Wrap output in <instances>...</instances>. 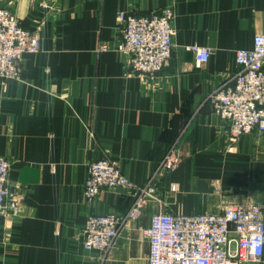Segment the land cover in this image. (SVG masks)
I'll return each mask as SVG.
<instances>
[{
	"label": "crops",
	"instance_id": "obj_1",
	"mask_svg": "<svg viewBox=\"0 0 264 264\" xmlns=\"http://www.w3.org/2000/svg\"><path fill=\"white\" fill-rule=\"evenodd\" d=\"M2 6L38 30L41 50L22 57L19 79H0V156L11 163L8 186L21 203L16 216L0 213V264H97L102 254L83 246L88 218L124 216L134 195L106 189L88 202L89 164L109 158L141 186L175 144L180 163L159 182V200L125 223L102 264H148L144 232L161 211L218 214L253 202L264 216V134L232 144L208 102L239 71L236 52L253 49L255 36L264 34V0H3ZM169 6L170 66L154 77L131 74L128 56L117 51L119 13L145 16ZM191 46L211 50L199 68Z\"/></svg>",
	"mask_w": 264,
	"mask_h": 264
},
{
	"label": "built area",
	"instance_id": "obj_2",
	"mask_svg": "<svg viewBox=\"0 0 264 264\" xmlns=\"http://www.w3.org/2000/svg\"><path fill=\"white\" fill-rule=\"evenodd\" d=\"M0 0V79L17 80L21 76L24 55L41 50L38 30L23 25L18 16L2 6ZM43 7H47L43 2ZM175 11L165 7L149 15L137 16L122 11L118 15L122 39L117 51L128 56L131 74L154 77L171 64ZM195 54L196 67L207 63L211 50L189 48ZM100 50H108L106 45ZM239 71L208 97L215 114L229 132L232 144L247 134H264V34H257L251 50H238ZM229 152L233 151L229 147ZM180 163L173 145L147 182L141 186L128 179L109 158L88 166L83 195L94 201L103 190L122 189L133 193L127 214L93 215L84 229L83 246L102 254L97 264L112 249L122 227L137 220L151 199L159 198V182ZM11 163L0 156V213L16 216L21 212L19 193L8 186ZM171 190L177 191L172 184ZM159 200V199H158ZM149 246L148 264H259L264 256V216L253 202L229 205L218 214L156 213L144 232Z\"/></svg>",
	"mask_w": 264,
	"mask_h": 264
}]
</instances>
